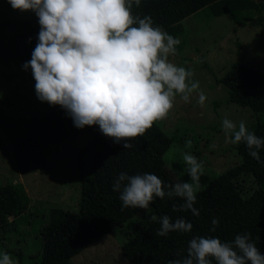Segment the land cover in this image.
<instances>
[{"label": "clouds", "instance_id": "1", "mask_svg": "<svg viewBox=\"0 0 264 264\" xmlns=\"http://www.w3.org/2000/svg\"><path fill=\"white\" fill-rule=\"evenodd\" d=\"M12 9L30 11L37 18L39 30L30 59L21 67L31 70L36 98L49 106H59L76 128L95 125L100 133L123 149L130 148V138L143 135L154 121L164 118L175 98L189 102L194 90L197 102L205 94L192 79L191 68L169 59L176 53L179 37L154 25L149 15L132 14V5L140 0H8ZM221 129L225 143L243 142L248 154L260 163L259 150L264 136L224 116ZM186 145H191L187 140ZM189 180L164 183L156 174L129 175L121 171L112 182L119 193L121 207L131 206L151 211L156 198L180 197L181 209L194 216L196 193L202 190L203 161L189 152L182 154ZM177 206L173 204V208ZM159 219L158 235L170 231L189 232L191 221L167 214ZM216 217L210 231H215ZM186 255L169 259L167 264H264V252L249 238L237 233L231 241L218 236L193 235ZM0 264H18L12 255L0 249Z\"/></svg>", "mask_w": 264, "mask_h": 264}, {"label": "trees", "instance_id": "2", "mask_svg": "<svg viewBox=\"0 0 264 264\" xmlns=\"http://www.w3.org/2000/svg\"><path fill=\"white\" fill-rule=\"evenodd\" d=\"M203 9L208 17L228 15L233 23L242 24L264 10V3L255 0H140L139 5H132L131 11L140 17L149 15L154 25L180 37L184 31L181 21ZM38 30L36 16L27 19L0 17V65H22L29 60ZM176 49V52L181 49L180 43ZM28 70L33 80L31 70ZM216 82L226 90L229 102L254 113H264V73L235 61ZM0 123L18 124L3 119L1 110ZM25 124L23 135L15 138L7 135L20 174L29 173L34 161L44 163V146L81 134L90 137L77 156L80 181L77 210H49L48 222L40 230L41 256L25 264H73L74 256L141 213L143 209L138 207H121L119 193L111 187L119 172L129 175L151 172L167 183L154 167L174 139L155 121L143 135L130 138L132 146L126 149L102 135L95 125L76 128L64 110L55 105L52 112L30 117ZM248 129L264 136V118ZM232 147L244 165L226 185L237 200L232 205L215 207L208 197H200L194 202L199 215L194 216L190 210L179 207L183 203L180 197L154 198L150 207L158 218L163 214L172 219L183 217L191 221V230L186 233L170 231L162 236L157 234L159 219L151 220L144 229L127 235L122 243L121 251L129 264H167L169 259L186 255L187 241L193 235L218 236L222 241H231L237 233L246 231L257 248L264 252V163L252 158L243 142L232 144ZM87 153H90L89 168L85 170L82 157ZM259 155L264 161V148L259 150ZM252 184L256 187L252 188ZM173 204L177 207L173 208ZM28 207L29 198L21 183L9 182L0 186V229L11 226L12 221L8 219L23 215ZM212 217L218 219L215 231H210Z\"/></svg>", "mask_w": 264, "mask_h": 264}, {"label": "rangeland", "instance_id": "3", "mask_svg": "<svg viewBox=\"0 0 264 264\" xmlns=\"http://www.w3.org/2000/svg\"><path fill=\"white\" fill-rule=\"evenodd\" d=\"M264 3V0H255ZM27 19L35 16L30 11L14 10L8 0H0V17ZM184 31L179 37L181 49L170 54L171 62L191 68L192 79L199 82L205 94L203 103L197 102L194 90L189 102L176 96L172 109L162 119L155 121L169 137L170 148L155 164V172L169 185L178 180H189L182 159L189 152L203 161L202 190L196 200L206 196L213 206L232 205L237 197L227 184L244 168L232 143H225L221 129L224 116L235 122L243 120L249 128L264 113H254L227 99L226 90L216 80L230 65L239 61L245 66L264 73V10L249 21L235 24L228 15L208 17L205 9L181 21ZM52 107L39 101L34 92V80L29 70L21 65H0V110L8 123H0V186L21 183L29 198L26 213L9 218L11 226L0 229V249L9 252L18 264L38 260L42 241L40 230L48 222V212L53 208L76 211L79 201L80 181L77 172L78 152L90 137L81 134L43 147L44 163L34 161L30 172L20 174L12 158V148L7 135L18 137L26 132L25 120L52 112ZM190 140L191 145H186ZM90 153L82 157L84 169L89 168ZM256 186L252 184V188ZM264 189V186H262ZM183 199V198H182ZM143 209L97 242L72 258L73 264H129L122 254L121 245L127 235L144 229L153 213Z\"/></svg>", "mask_w": 264, "mask_h": 264}]
</instances>
